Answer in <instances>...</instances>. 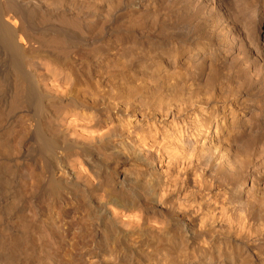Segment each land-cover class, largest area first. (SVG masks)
I'll return each instance as SVG.
<instances>
[{
    "label": "bare ground",
    "instance_id": "obj_1",
    "mask_svg": "<svg viewBox=\"0 0 264 264\" xmlns=\"http://www.w3.org/2000/svg\"><path fill=\"white\" fill-rule=\"evenodd\" d=\"M115 61L138 64L152 87L139 95L154 99L144 116L157 125V157L176 170L172 184L197 169L242 215L264 219V0H0V264H130L120 242L164 230L110 164L120 123L99 112L110 80L94 69ZM117 72L121 91L134 78ZM127 140L118 149L155 170L156 151Z\"/></svg>",
    "mask_w": 264,
    "mask_h": 264
},
{
    "label": "rangeland",
    "instance_id": "obj_2",
    "mask_svg": "<svg viewBox=\"0 0 264 264\" xmlns=\"http://www.w3.org/2000/svg\"><path fill=\"white\" fill-rule=\"evenodd\" d=\"M112 65H113V68H112ZM115 65H116V67H115ZM117 65H118V62L115 61V62H113L111 64H103L102 67H100L101 66L100 65L97 69H94V72H96L100 68L101 70L99 69L97 71V74H103V76L106 74L105 76L107 78H109V80H110L109 82H104V83H101L99 85L100 87L98 88V91H99V94H100V98H99L98 101H100V102H98V104H97L98 108H99V112L101 113V115L103 114L102 116H105V117L107 116L112 121V123L117 124L119 122L120 123V129L122 128L121 130L119 129V131L117 133V136L115 135L114 138H113V145L112 146H114L113 149H115V148L116 149L113 150V153L111 154V160H114V161L116 159L117 160L115 162L110 160V164L114 168L115 176L116 175L118 176V177L116 176V178H121L123 175L127 176L126 178L128 179V182L129 183L131 182L133 184L132 185L133 186L132 189H128V197L130 199H135L140 207L146 208V209L149 210L148 218H150V217L151 218L154 217V219L155 218L156 219L161 218L162 221L166 222V223H164L166 226H165L164 230L162 231L163 234L162 233H155L154 231H150V232L147 231L146 232V230H144L145 232L141 231V232L135 233V234H133V236L131 235V236H129V238L127 237L125 239V241H121L120 242L119 246L120 247L122 246V249H124L125 253L127 252L126 253L127 254L126 258H129V260L131 262L130 264H203V263L204 264H225V263L226 264H229V263L230 264H264V232H263L264 231V219H259L256 216H254V214H251V213L249 214L247 212H246V214L243 213L244 215H242V212H240L237 208H235L234 203H232L230 201V199L227 198L226 193H224V191H222V189L220 187H218V186L217 187L209 186L207 184V182L203 180L204 178L201 177L202 176L201 173L199 175V172L197 171V169L194 170V173L191 170L192 171L191 175H190L191 179H190V181H188V183H187V181L184 182V183H181L180 181H178L177 182L178 184L177 183L176 184L175 183L172 184V182H174L173 176L176 177V174H175L176 170L172 166L169 167L170 164L168 163V160H167V157H166L167 156L166 153L164 154L165 156H163V158L161 156L162 159L157 157V155H158L157 152H160V150H157V148H156L158 146V142H157L158 139H157V136L155 135L156 131H154L153 128H152L153 126L157 127V125L152 124V122H154V120L151 117L150 118L147 117L148 116L147 115L148 114V110H150V108L154 107V106L149 105L150 102L154 101V99L151 100L149 103H145V102L142 101V99L140 98V95H139V94L143 93V91L144 92H153L152 91V87H143L142 83H140L139 79L141 77V74L138 72L139 69H137V68H139L138 64H135V65L130 66V67H121L120 65H118V66ZM119 69H123L124 73L126 74L125 79L129 80L131 77L134 78L133 81H128L126 86H120V87L123 88V90H121V91H119L118 86L115 87L113 85V82L117 81L118 77H112L113 75H117V73H118L117 71ZM132 73L135 76H129ZM93 75H95V74H93ZM137 83H140V84L137 85ZM135 84L137 86H134ZM107 87H109V88H107ZM124 92H126V94ZM102 95H107V96H102ZM106 99H107V101H106ZM117 100H118V103H116L117 104L116 105L115 102H117ZM104 102H105V104H104ZM118 104H120V105L118 106ZM125 104H126V106H125ZM144 105H146V106H144ZM113 107H115V108H113ZM117 108L120 110V112L116 111ZM144 108H145V110H144ZM112 109H113V111H112ZM104 111H106V113ZM138 111H139V114H138ZM145 113L147 115L146 116L147 118L144 116ZM137 114H138V116H137ZM141 114H142V116H141ZM127 115H128V117H127ZM113 118H115V119H113ZM116 118H117V120H116ZM118 118L120 119V121H119ZM143 118H145V119H143ZM148 121H149L150 124L148 123ZM135 122L140 124V125H139V128H137L136 130H133L134 128H132V127H133V124ZM146 122H147V124H146ZM121 123H122V125H121ZM141 127H145L146 130L148 129L151 133L149 134V131L147 130L148 132H146L147 133L146 134L145 133V129L143 130V128H141ZM138 129L139 130L142 129V132H141V130L139 131ZM124 131L126 133L123 134ZM143 131H144V134H143ZM152 132H154V133H152ZM131 136H133V137H131ZM139 136H141V137H139ZM138 137H139V139H136ZM155 138L157 140L153 141V144H151V141L154 140ZM126 139H128L127 141H130L131 143H133L134 146L138 145L137 144L138 140H142L143 139V141H140V144L146 142V143H148L149 147H151L153 152L156 151V152H154L155 159H157L156 162H155L157 164L155 170H152V171L150 170V173H147L145 171V168L141 165V163H139L138 161L136 163V159L133 157V155H131L132 152L129 150V148L126 145H124L125 143L122 144L123 148L120 147L118 149V146H119L118 143L119 142L121 143L123 140H126ZM146 140H149V141L147 142ZM135 141H136V143H134ZM138 143H139V141H138ZM119 150H121V151L117 152ZM123 155H126L127 157L125 156L126 157L125 158ZM158 158L160 160H158ZM126 159H128V160H126ZM122 161H124V163ZM159 161H161L160 162L161 166H160V164H158ZM174 170H175V172H174ZM119 171L121 173H123V174H121ZM138 171H139V173H138ZM205 176L206 175L204 173V177ZM146 177H149V179L151 178L150 179L151 180V185L150 186H147V185L144 186V184L141 183L143 178H146ZM162 179L164 180V182H163ZM192 179L195 180L194 183H193ZM166 180L167 181L169 180V181L167 182ZM180 183L183 184V185H181ZM160 184L161 185H166V186H161ZM201 185H203V186H201ZM182 186H184V187H182ZM144 189H145V191H144ZM189 189H192V192ZM217 189H218V192H217ZM129 191H130V193H129ZM213 191L214 192L216 191V192L214 193ZM131 192H134V193H131ZM198 193L200 194V196H199ZM205 194H207V195H205ZM201 195H203V197ZM204 195L207 196V197L205 198ZM178 196H180V197H178ZM194 197H195V199H194ZM212 197H213V199H212ZM219 197H221V198H219ZM152 198H154V199H152ZM158 199H165L164 202H165L166 208L162 209L161 212H153L152 213L153 204ZM172 199H173V201H172ZM190 199H191V201H190ZM215 199H216V201H215ZM176 201H178V202H176ZM208 201H209V203H208ZM231 203H232L233 206L230 205ZM186 204L190 205L189 208H188V206ZM196 204H198V205H196ZM212 204L214 206H212ZM147 205H149V206H147ZM173 206L176 207V208H174V211L172 210ZM194 207L197 210H195ZM229 207L230 208L232 207V208L230 209ZM206 208H207V210H205ZM192 209L194 210L193 213L191 212V211H193ZM215 209H217V210H215ZM175 210H176V212H175ZM204 211H205V213H204ZM212 211H214V213ZM171 212H172V214H171ZM182 212H184V213H182ZM208 212L212 213V215L210 213H208ZM175 214H177V215L175 216ZM204 214L205 215L207 214V215L205 216ZM222 214H223V216H222ZM180 215H181V217H180ZM236 216H237V218H235ZM197 217L200 218V219H197ZM215 217H218V218H215ZM222 218L226 219V221H228L229 224L226 221H222L223 220ZM202 219H203V221L205 219V221L203 222ZM234 219H235V222H234ZM249 219L251 220V222H250ZM248 220H249L250 223L248 222ZM209 221H210V224H211V222H213L212 224H215V225L211 226L209 224ZM231 221H233L234 223L232 224ZM202 222L205 223V224H203ZM219 222L221 223V225H219V227H218ZM236 222H237V224H236ZM180 224H181V226H180ZM182 224H183V226H182ZM224 224L226 225L225 228H224ZM253 224H254V227H253ZM228 225H229V227H228ZM200 226L202 227V229L200 228ZM213 226H215V227L217 226V228L214 229ZM232 226H234V227H232ZM237 227H239L240 229L237 228ZM244 227H246L245 228L246 231H245ZM241 228L243 229V231L241 230ZM218 229L220 231H218ZM254 229H255V231H254ZM228 230H230L231 233L230 232H226ZM240 230H241V232H240ZM250 230L252 231V233H251ZM244 231H245V233H243ZM142 232H144V233H142ZM214 232H216V233L218 232V233L216 234ZM246 232H247V235H246ZM227 233H228V235H226ZM235 233H236V236H233V235H235ZM250 233H251V235H250ZM148 234L150 236H148ZM229 235H232L233 238H232V236L230 237ZM253 235H255V236H253ZM135 236H140V239L139 238L135 239L134 238ZM149 238H150V240H149ZM147 240H149V241H147ZM200 240H202V241H200ZM240 240H243L244 242L240 241ZM257 240L258 241L260 240V241L258 242ZM184 241H186V242H184ZM142 243H144L143 246H142ZM131 244H134V245H131ZM151 245H153V246H151ZM177 246H178V248H177ZM211 247H213V248H211ZM153 251H155V252H153ZM169 255H170V257H169ZM222 259H225V260H222ZM237 260H240V261H237ZM214 262H216V263H214Z\"/></svg>",
    "mask_w": 264,
    "mask_h": 264
}]
</instances>
